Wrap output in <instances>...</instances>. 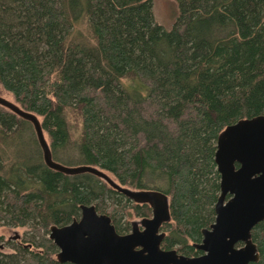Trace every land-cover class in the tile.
Returning <instances> with one entry per match:
<instances>
[{
    "label": "trees",
    "instance_id": "1",
    "mask_svg": "<svg viewBox=\"0 0 264 264\" xmlns=\"http://www.w3.org/2000/svg\"><path fill=\"white\" fill-rule=\"evenodd\" d=\"M175 1L166 29L153 0H0V87L37 115L54 161L164 192L162 248L197 256L216 216L218 136L264 115V0ZM28 124L0 103V226L32 231L0 264H74L57 259L49 233L84 204L119 233L131 230L129 212L152 214L93 173L49 167ZM252 239L250 264H264V220Z\"/></svg>",
    "mask_w": 264,
    "mask_h": 264
},
{
    "label": "water",
    "instance_id": "2",
    "mask_svg": "<svg viewBox=\"0 0 264 264\" xmlns=\"http://www.w3.org/2000/svg\"><path fill=\"white\" fill-rule=\"evenodd\" d=\"M0 103L32 122L49 167L68 174L93 173L131 200L152 207L151 217L133 221L130 232L119 233L109 215L99 213L94 205H81L79 219L50 227L49 238L58 247L60 262L250 264L259 260L252 229L264 220V115L242 118L220 132L215 162L221 175V194L215 205V221L203 229L202 241L195 245L203 253L188 256L161 246L165 238L161 227L171 219L166 194L125 187L96 166H67L54 161L37 115L1 96ZM227 194H231L228 200Z\"/></svg>",
    "mask_w": 264,
    "mask_h": 264
},
{
    "label": "rangeland",
    "instance_id": "3",
    "mask_svg": "<svg viewBox=\"0 0 264 264\" xmlns=\"http://www.w3.org/2000/svg\"><path fill=\"white\" fill-rule=\"evenodd\" d=\"M153 13L155 20L162 24L166 29L172 27L177 14H178V4L175 0H153ZM0 94L5 98L14 101L13 96L3 90L0 87ZM146 111H152L150 105H146ZM34 133V128L30 124L24 129V136L30 137ZM27 139V138H26ZM110 199H108V203ZM126 215V218L130 222L135 220H140V216H136L133 213ZM32 233L30 226L19 227L14 225H1L0 226V251L3 253H10L14 251V248L24 244L25 238L30 236Z\"/></svg>",
    "mask_w": 264,
    "mask_h": 264
},
{
    "label": "flooded vegetation",
    "instance_id": "4",
    "mask_svg": "<svg viewBox=\"0 0 264 264\" xmlns=\"http://www.w3.org/2000/svg\"><path fill=\"white\" fill-rule=\"evenodd\" d=\"M237 167H238V165H237ZM218 170V169H217ZM221 176V175H220ZM220 183H221V180H220ZM145 190H149V189H145ZM150 190H154V189H150ZM157 191H159V190H157ZM160 192H162V191H160ZM164 193V192H163ZM165 194V193H164ZM220 194H221V187H220V193H219V196H220ZM125 196V195H124ZM219 196H218V198H219ZM126 197V196H125ZM168 197V196H167ZM231 197V194H227L226 195V200H228L229 198ZM127 199H130V198H128V197H126ZM218 198H217V201H218ZM131 200V199H130ZM131 201H133V200H131ZM168 201H169V198H168ZM217 201H216V203H217ZM133 202H135V201H133ZM135 203H138V202H135ZM216 203H215V205H216ZM138 204H148V203H138ZM149 206H150V204H148ZM150 208H151V212H152V207L150 206ZM169 208H170V206H169ZM152 216V214L150 215V216H145V217H141V219H143V218H146V217H151ZM140 219V220H141ZM140 220H135V221H140ZM170 221V220H169ZM133 222V221H132ZM132 222H131V229H132ZM165 223H167V222H165ZM165 223H163V225L165 224ZM162 225V226H163ZM131 231V230H130ZM129 231V232H130ZM161 231H163L162 230V227H161ZM164 232V231H163ZM128 233V232H127ZM165 233V232H164ZM165 235H166V233H165ZM58 248V247H57ZM59 251V250H58ZM201 251V250H200ZM58 253V252H57ZM203 253V252H202ZM201 253V254H202Z\"/></svg>",
    "mask_w": 264,
    "mask_h": 264
}]
</instances>
